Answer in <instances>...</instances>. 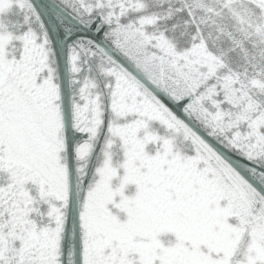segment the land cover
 <instances>
[{"label":"snow or ice","instance_id":"6c2138e0","mask_svg":"<svg viewBox=\"0 0 264 264\" xmlns=\"http://www.w3.org/2000/svg\"><path fill=\"white\" fill-rule=\"evenodd\" d=\"M0 264H264V0H0Z\"/></svg>","mask_w":264,"mask_h":264},{"label":"water","instance_id":"95a60500","mask_svg":"<svg viewBox=\"0 0 264 264\" xmlns=\"http://www.w3.org/2000/svg\"><path fill=\"white\" fill-rule=\"evenodd\" d=\"M38 2H39V0H38Z\"/></svg>","mask_w":264,"mask_h":264}]
</instances>
